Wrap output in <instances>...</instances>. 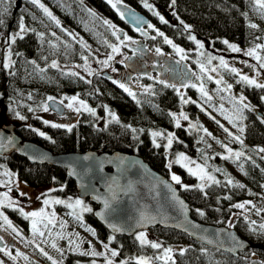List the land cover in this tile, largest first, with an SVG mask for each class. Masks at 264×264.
Wrapping results in <instances>:
<instances>
[{
  "label": "trees",
  "instance_id": "trees-1",
  "mask_svg": "<svg viewBox=\"0 0 264 264\" xmlns=\"http://www.w3.org/2000/svg\"><path fill=\"white\" fill-rule=\"evenodd\" d=\"M42 1L47 4L55 20L37 3H32V0H0V21H3L0 23V120H18L15 131L22 139L37 142L52 152L86 149L99 152L120 149L140 155L152 168L164 175L167 166L163 144L157 147L150 131L169 129L176 132L178 139L169 151L173 154L189 153L214 175V180L202 188L197 185L196 176L179 164L173 165L180 180L187 184L181 188L179 183H175L179 186L181 195L190 204L193 218L216 225L233 223L242 238L264 246V228L260 227L264 225V152L259 151L264 148V88L247 84L241 80V76L240 79L236 78L237 74L232 76L228 73V66L221 64L222 70L208 67L221 73V78L223 76L234 80V87L246 97L247 103H241L235 97L231 101L242 118L244 129V161L241 166L242 176L239 178L226 168L224 158L214 153L210 143L204 139L201 129L188 131L184 118L177 127L176 115L171 112L178 107L179 100L173 93L174 90L168 86L150 81L151 85L147 90H137L130 96L97 72L92 73L89 78H84L58 66L53 67L55 60L62 63L81 62L87 54L83 42L107 51L109 42L114 39L109 23H104L108 19L121 22L127 31H131L129 27L135 28L122 20L118 8H114L107 0ZM119 1L121 3L116 5L143 12L148 17L147 26L152 20L160 33L172 38L176 44L181 43L196 49V41L190 38L194 31L196 35L213 40L214 46L222 50L228 48L224 43L228 41L243 49L257 47L264 56V8L260 7L257 0H175L174 4L172 0ZM150 2L157 7L171 10L174 22L167 23L156 19L149 8L144 6ZM21 20L25 26L22 33ZM185 25L188 27L185 28ZM17 33L19 35H16ZM74 34H78L83 42ZM12 35L16 37L15 42ZM163 36L157 35L156 39H148L147 42L151 45H166L162 41ZM5 45L8 46L11 58L7 63L3 59ZM204 57L206 56H203V62ZM208 58L211 56L208 55ZM204 65L198 69L201 70ZM199 78V87L195 82L197 92L191 97L194 103H189L190 109L187 111V118L192 121L191 118L198 110L194 98L198 96L197 99L200 100L199 94L202 92L210 96L208 87L213 86L215 81L207 76ZM210 90L217 100L214 105L211 104L213 111L212 107L221 108L213 90L220 91L216 88ZM64 93L77 94L94 106L98 114L82 111L71 121L61 124L62 127H52V124L42 122L35 113L44 99ZM244 104L249 107L245 108ZM107 111L115 114L117 119L109 117L105 124H99V117L108 114ZM212 120L216 122V119ZM216 123L220 124L218 121ZM199 124L197 127H202ZM68 128H71V131H68ZM40 132L45 135L41 136ZM231 138L235 139L234 136ZM238 142L234 143V146L239 145ZM203 153H206V157ZM0 166L13 171L18 180L28 187L50 185L54 186L53 194H75L73 180L60 166L32 163L13 152L0 154ZM243 200L251 202L247 204L250 213L237 217L239 213L235 205ZM92 206L94 207V204ZM8 211L15 218L21 219L16 210ZM200 212L203 215H200ZM79 220L88 225L96 239L107 241L127 262L138 264L131 258L155 255L156 249L151 247L149 242L142 244L134 233L114 235L108 232L94 219L91 211H83ZM149 229L150 233L160 238L164 244L179 246L172 249L174 264H264V250L256 247L246 248L239 256H233L225 251L208 248L173 228L155 225ZM35 252L41 253L37 248ZM41 256L44 264H50L49 260ZM88 258L89 256L84 254L67 251L62 256L61 264H79L78 260ZM29 261L30 264H43L33 258Z\"/></svg>",
  "mask_w": 264,
  "mask_h": 264
},
{
  "label": "rangeland",
  "instance_id": "rangeland-1",
  "mask_svg": "<svg viewBox=\"0 0 264 264\" xmlns=\"http://www.w3.org/2000/svg\"><path fill=\"white\" fill-rule=\"evenodd\" d=\"M118 3H121V1L112 0V3L110 4L112 5ZM37 4H42L44 8L48 9L47 4L42 0H38ZM147 4L151 5V8H149V10L156 19L161 20L160 17L162 16L164 18V22H174L171 10L157 7L152 2ZM48 11H50V9H48ZM157 13H159V15H157ZM117 15L120 16L118 11ZM108 22L112 29V34L113 32H115L116 35H113L114 39L109 42V48L107 51L99 50L93 45H90L87 42H83L78 34H74L77 39L81 40L85 44L87 48V54L84 55L81 62L62 63L55 60L53 61V64L66 71L74 72L84 78H89V76L94 72L101 74V71H105L108 76L111 73L110 77L112 78L114 67L110 64V56L112 57V61L122 62L125 58L127 48L131 49V46H134L136 49H141L140 51L137 50V52L140 55H144L145 52L150 51L146 47V41L148 39H153V37H155L156 39L158 35L157 33L160 32L159 28L154 25L152 20L149 23L153 26L152 28H149L147 25L144 26L145 30L150 33V36L147 38L143 37V35L140 33L127 31L119 21L108 19ZM119 29H123L120 35L118 34ZM189 30L192 31V29L190 28ZM14 34L15 33H13V35ZM13 35L11 37H13ZM125 35L130 39L124 40ZM117 37H119V39H117ZM191 37H195L194 40L196 41L197 48L194 50L190 47L184 46V44L174 43L175 41L170 37L167 38L170 39L172 43L175 44L178 48L185 50L190 55L189 60L194 61V64L197 68H200L204 64H206L207 66L206 67L204 65L201 70L197 69L194 65H186V68H192V72L196 76L198 75V78L207 76L215 81L213 82V86L210 85L208 87L210 96H208V94L205 95L202 92L199 94L200 100H198V96L196 94L197 98H194L195 103L201 113L197 110L194 113L193 118H191L193 119V121L187 118L185 119L186 121L184 120V125L187 126L186 128L188 129V131L196 130L198 128L201 129L203 132L202 134H204L205 137L204 139L210 143L211 147L215 151L214 153L220 155L222 159L224 158L223 161H225L224 165L226 166V168L233 171L234 175L241 178V166L244 161L242 159V155H244V145H242L240 141L238 142L231 137L241 136L240 128H242V118L240 114L235 110L236 108L233 107L231 101L233 97L240 100V97H244V95L239 89L237 90L236 87H234V80L231 81L230 79H226L223 76L221 78V73L213 69L217 68V70H222L223 67L220 61L224 60L226 65L228 66L225 67H227L228 73H230L232 76H236L237 74L238 76L236 78L239 79L240 76H247L250 79L256 80L257 83H264V68L260 67V64L264 63V56L260 54L257 47L251 49H243L238 47V45L236 44H231L240 49V51L237 52L233 51L229 47L230 43H228L226 44L228 45V48L222 50L220 48H217V46H214L213 40H208L204 36L196 35L194 31L192 32ZM164 38L165 36L162 37L163 43H165ZM121 40H123L124 43H121ZM133 41H135V43H133ZM198 42L199 44L203 45V47H199ZM165 44L168 47L162 44H158V47L154 45L151 47L153 48L154 52H156V49H160L159 46H162L163 57L165 58V61L169 66H171V68L174 69V62H181L182 60L181 53H178L172 47V45L167 43ZM112 46H116L119 51L114 53L112 50ZM8 50V46L5 45L3 54L5 63L11 60ZM197 50L198 52H196ZM249 50H254L255 55H246ZM206 51H210V53H207ZM190 52L193 53L191 54ZM175 54H177L178 56H175ZM208 55H210L211 58L207 59ZM203 56H206L204 57V62L202 61ZM256 57H260V59L258 60ZM176 58L177 60H175ZM189 60H187V63L190 62ZM104 61H107V64H105ZM208 67H212L213 69L211 70V68ZM233 68L236 69V72H233L231 70ZM146 76L147 75L144 74L143 76H141V78ZM149 76L152 77V75ZM166 76L167 75L164 74V77ZM129 84L130 81L125 83L124 85L129 89ZM229 85H231V88L228 87ZM197 86L199 87L198 83ZM137 87L141 88L142 85H139ZM215 88L219 89L220 91L218 92V90H213V94L216 96V99H218L221 108H219L218 106L212 107V111L211 104L214 105L217 100H215L212 96V91L210 89ZM224 92L225 94H223ZM49 97L62 102L64 106V112L62 115H56L50 108H48L47 111L44 110V105H47L46 100ZM72 97H77V100H71ZM245 98L246 97H244L243 103H247ZM79 101H83L84 104L87 105V108L94 110L91 111L93 114H98L94 106L90 105L86 100L82 99L77 94L64 93L59 96H47L44 99V102L36 111L35 115L40 120H42V122L47 121L50 124L61 125L71 121L74 117L79 115L80 112L88 111L80 105ZM69 103L73 105L71 108L67 107ZM78 108L79 111H77ZM171 113L174 116L176 115L179 124L183 122L182 119L185 116L188 117V114L183 110H175V112L172 111ZM111 114L113 113L108 112V114L105 113L101 115L99 117L98 123L105 124L106 119L112 117ZM213 118L216 119V122H220V124L214 122L212 120ZM17 121L18 120L16 119L11 120L7 118L0 120V122H13L15 125H17ZM198 121L202 127H197V124H199ZM175 123L177 124V122ZM154 132L160 133L161 135L154 137L152 135V133ZM150 134L152 136L153 142L156 145L163 144V152L166 156L167 166L166 176L172 182L176 183L172 180V174H175L179 177L176 169L173 166L174 164H179L187 172L189 171L188 169L191 168L192 172L196 173V175L194 176L197 177V185L201 186L202 188L209 184L210 181L214 180V175L212 174V172L208 171L202 164V162L196 160L189 153L186 154L183 152H176L177 154H171L169 148H171L173 143H175L174 141L178 139V135L176 134V132L170 131L169 129L151 130ZM169 134L172 135V144L170 147H168ZM227 134H229L231 137ZM236 142H238L239 145L235 144L236 146H234V143ZM229 149H231V152L228 151ZM237 152L242 153L239 159H237L235 156V153ZM203 156L206 157V153H203ZM181 157H186L187 159H183ZM234 161H238V163H235ZM169 164H171V167H169ZM200 169H203V172H201ZM201 176H204V179H201ZM208 176L213 177V179L209 180ZM179 185L181 186V188H183L187 184L180 180ZM53 189L54 186L50 185L28 187L18 180L13 171L9 170L7 167L0 166V232H5L13 239V241H15L8 246L2 245L0 247V261H2L3 264H30L29 260L31 258L35 259L36 261H42L41 255H43L45 259L49 260L50 264H53V261H55L56 264H61L62 256L67 251L89 256L88 259L78 260L79 264H108L109 261H111L112 264H132L129 261L127 262L124 257L119 256L118 254L116 256H113L112 252L115 251L117 253L116 249L107 241L96 239L93 236L92 232L89 230L88 225L83 224L82 221L79 220V218H82L83 208L91 209L93 207L91 202H89L86 198L77 196L76 194L63 196L53 194ZM46 200L48 201L47 204H45ZM57 200L63 201V203H55V201ZM76 200L82 201V204L76 205ZM249 203L251 202L244 200L242 201V203H238L244 204L245 207H237V212L239 213L237 214V217L242 216L246 213H250L247 207V204ZM8 209L16 210V213L21 217V219H17L12 216L9 213ZM41 210H43L42 216H28L27 218L25 216V214L27 213L41 212ZM5 217H7V220L4 219ZM33 220L37 222V228L39 229V231L37 232L33 231ZM49 220L51 221V223H49ZM224 225L233 227V223H226ZM40 231L44 233L43 236L39 235ZM150 232L151 231L149 228L137 230L134 232V235L137 238L138 235L143 233L146 242H149L150 244H160L159 248H155V255L134 256L131 259H134L137 262L140 259H144L145 261H147V264H174L172 259V251L168 253V257L170 258H166L165 250H172L174 247L179 248V246H168L164 244L160 238ZM53 244L55 245V247H53ZM105 245H107V247H105ZM35 248H37L41 253L35 252ZM45 253H47V255H45ZM93 253H96V255H94ZM49 257H51V259H49ZM42 262L44 264V260Z\"/></svg>",
  "mask_w": 264,
  "mask_h": 264
},
{
  "label": "water",
  "instance_id": "water-1",
  "mask_svg": "<svg viewBox=\"0 0 264 264\" xmlns=\"http://www.w3.org/2000/svg\"><path fill=\"white\" fill-rule=\"evenodd\" d=\"M116 8L123 13L122 20L132 27L139 29L148 23V17L137 9L119 5ZM101 75L107 76L105 71ZM46 104L56 115L63 114L64 106L56 99H47ZM11 152L32 163L62 167L73 180L75 194L94 204L91 215L111 234L132 235L158 225L181 231L208 248L233 256H239L246 248L264 250L263 245L242 238L235 227L193 218L179 186L136 153L120 149L52 152L37 142L22 139L13 122H0V154Z\"/></svg>",
  "mask_w": 264,
  "mask_h": 264
},
{
  "label": "flooded vegetation",
  "instance_id": "flooded-vegetation-1",
  "mask_svg": "<svg viewBox=\"0 0 264 264\" xmlns=\"http://www.w3.org/2000/svg\"><path fill=\"white\" fill-rule=\"evenodd\" d=\"M129 28L133 33H140L143 35V37L150 36V33H148L147 30H145L144 26L140 27L139 29H135L131 27ZM151 46H153L151 45V43L150 44H148V42L146 43V47L150 51L145 52L144 55H140L137 52V50L139 51L141 50L139 48L136 49L134 46H131L130 47L131 49L127 48L126 50L127 52L125 53V58L123 59L122 62L120 61L115 62L112 61V59L110 60L111 66L114 67L113 70L114 73L112 74V78L110 77L111 73L109 74V76L107 75L104 77L107 78L113 85L119 88H121L119 86L120 84H125L130 81L129 90L131 91V93L137 90L139 91L147 90L151 85L150 81H154L161 83L162 85H166L172 90H174L173 93L176 94L179 100L178 107L174 108V110L172 111L175 112V110L177 111L183 110L188 114L187 110L189 111L190 109L188 108L189 103L193 102V100H191V97L192 95H194L193 93L197 92V87L195 86V82L198 83L200 79V78L199 79L196 78L195 74L191 70L192 68L191 69L186 68V65L189 66L194 65L196 67L194 61H190L189 60L190 55L185 50H183V52H181V56H184L183 59L181 60V62H174V69H173L165 61V58L163 57L162 47L160 46L161 50L159 53H157L154 52ZM154 46L158 47V44H154ZM206 52L210 53V51H206ZM175 56L178 55L175 54ZM175 60H177V58ZM187 60H189L190 62L187 63ZM144 74L147 76L141 78V76H143ZM164 74H166L168 77L167 76L164 77ZM149 75H152V77H150ZM147 80H149V82H147ZM139 85H142V87L141 88L137 87ZM122 89L124 90V88ZM177 89H179V91H177ZM127 93L129 94V92ZM184 101H188V102L185 103ZM262 117H264V115ZM240 139L242 141L244 140L242 138V132ZM0 237L3 240V246H8L9 244L15 242L5 232L3 233L0 232Z\"/></svg>",
  "mask_w": 264,
  "mask_h": 264
},
{
  "label": "snow or ice",
  "instance_id": "snow-or-ice-1",
  "mask_svg": "<svg viewBox=\"0 0 264 264\" xmlns=\"http://www.w3.org/2000/svg\"><path fill=\"white\" fill-rule=\"evenodd\" d=\"M108 2H109V3H112V0H108ZM172 2H173V4H174V3H175V0H172ZM32 3L36 4V3H38V0H32ZM257 3L260 5V7L264 8V0H257ZM39 6H40L41 8L44 9V12H45L49 17H51L52 19L55 20V17L52 16V13L49 12L47 8H44V6H43L42 4L39 5ZM112 6L115 8V7H116V4H112ZM144 6L147 7V8H151V5H149V4H147V3H145ZM93 14H94V13H93ZM157 15H159V13H157ZM121 16L123 17V13H121ZM160 19H161V21L164 20V18H163L162 16L160 17ZM2 22H3V21H0V23H2ZM165 22H166V21H165ZM57 23H59V22L57 21ZM104 23L108 24L109 22H108V21H104ZM181 23H183V22H181ZM148 27H149V28H152L153 26H152L151 24H149ZM187 27H188V26L185 25V28H187ZM252 27H255V25H252ZM24 31H25V26H24V24H23V20H21V23H20V32L22 33V32H24ZM157 34L160 35V36H163V35H164L163 33H160V32H158ZM16 35H19V33H17ZM113 35H116V33L113 32ZM15 38H16V37L13 36V38H12L13 42H15ZM21 38H22V37H21ZM154 38H155V37H153V39H154ZM190 38L193 39V40L195 39V37H190ZM117 39H119V37H117ZM129 39H130V38L127 37V36L125 35L124 40H129ZM164 42L167 43V44L172 45V47H173L178 53L183 52V49L178 48V47H177L175 44H173L172 41H171L170 39H168L167 37L164 38ZM121 43H124V41L121 40ZM133 43H135V41H133ZM224 43H225V44H228V41H224ZM198 46H199V47H203V45L199 44V42H198ZM229 47H230L233 51H237V52L240 51V49L237 48L235 45H231V44H229ZM112 50H113L114 53L119 51V49H118L116 46H112ZM156 52L159 53V52H160V49L157 48V49H156ZM246 55H250V56H252V55H255V52H254V50H249V51L246 53ZM256 58H257L258 60L260 59V57H256ZM110 59H112L111 56L109 57V60H110ZM181 59H183V56L181 57ZM104 63L107 64V61H104ZM220 63H221L222 65H224V66H227L224 60H221ZM55 66H56V65L53 64V67H55ZM5 67H7V65H5ZM260 67H261V68H264V63H261V64H260ZM231 70H232L233 72H236V69H235V68H233V69H231ZM241 80L245 81L247 84L255 85L256 87H259V88H264V83H257L256 80H254V79H250V78L247 77V76H241ZM114 83H115V81H114ZM218 83H219V82H218ZM119 86H120L121 88H124V90H125L126 92H129L130 95H133V93H131V91H130L127 87H125L124 84H120ZM173 87H174V86H173ZM228 87L231 88V85H229ZM177 91H179V89H177ZM204 94L206 95V93H204ZM48 99H49V100H52L53 98H52V97H49ZM182 99H183V98H182ZM71 100L76 101V100H77V97H72ZM243 101H244V97L241 96V97H240V102L243 103ZM184 102L186 103V102H188V101H184ZM61 103H62V102H61ZM79 103H80V105H81L82 107H84L86 110H88V111H94V110H92V109L87 108V105H85L83 101H79ZM72 106H73V105H72L71 103H69V104L67 105V107H69V108H71ZM243 106H244L245 108H248V107H249V105H247V104H244ZM44 110H45V111L48 110V105H44ZM77 111H79V108L77 109ZM111 115H112L113 119H117L116 116H115V114H111ZM184 119H187V117L185 116ZM45 123H48V122L45 121ZM179 126H180V125H179V121L177 120V127H179ZM52 127H62V125L52 124ZM68 131H71V128H68ZM225 131H227V130H225ZM240 131L243 132L244 129H243V128H240ZM39 134H40L41 136H44V135H45L43 132H40ZM152 135L155 137V136H158V135H161V134H160V133H155V132H154V133H152ZM235 139L238 140V141H240V143H243V141L240 140V137H239V136L235 137ZM171 144H172V135L169 134V137H168V147H170ZM156 146L159 147V145H156ZM228 151L231 152V149H229ZM259 151H260V152H264V148H260ZM241 155H242L241 152H237V153H235V156H236L237 159H239V157H240ZM181 158H183V159H187L186 157H181ZM226 158H227V157H226ZM85 159H87V157H85ZM169 167H171V164H169ZM188 170H189V172L192 173L193 175H196L195 172H192V169H191V168H189ZM200 171L203 172V169H200ZM200 178H201V179H204V176H201ZM208 179H209V180H212L213 177L208 176ZM172 180L175 181L176 183H180V178H179L178 176H176L175 174L172 175ZM229 183H231V181H229ZM241 187H242V186H241ZM47 203H48V201L46 200V201H45V204H47ZM55 203H63V201L57 200V201H55ZM75 203H76V205H81V204H82V201H80V200H76ZM181 203H182V202H181ZM9 206H11V205H9ZM69 206H71V205H69ZM105 206H106V207L108 206L107 201H105ZM235 207L244 208L245 205H244V204H237V205H235ZM21 211H22V210H21ZM83 211H91V209H90V208H83ZM198 211H199V210H198ZM42 215H43V210H41V212H32V213H27V214H25L26 218H27L28 216H31V217H38V216H42ZM200 215H203V213L200 212ZM4 219L7 220V217H5ZM9 223H10V222H9ZM49 223H51L50 220H49ZM113 227H115V226L113 225ZM260 227H261V228H264V225H261ZM32 228H33V231H34V232L39 231V229L37 228V222H36L35 220H33ZM14 230H15V229H14ZM89 230L91 231V229H89ZM39 235L43 236L44 233H43L42 231H40V232H39ZM137 239L140 240V242H141L142 244L146 242L143 233H141L140 235H138V236H137ZM53 247H55L54 244H53ZM105 247H107V245H105ZM151 247H153V248H159V247H160V244H158V243H152V244H151ZM171 251H172L171 249H166V250H165V256H166V258H170V257H168V253H170ZM93 254L96 255V253H93ZM45 255H47V253H45ZM112 255H113V256H116L117 253H116L115 251H113V252H112ZM49 259H51V257H49ZM0 264H3V262L0 261ZM53 264H56V262L53 261ZM108 264H112V262L109 261ZM138 264H147V261H145L144 259H140V260L138 261Z\"/></svg>",
  "mask_w": 264,
  "mask_h": 264
},
{
  "label": "bare ground",
  "instance_id": "bare-ground-1",
  "mask_svg": "<svg viewBox=\"0 0 264 264\" xmlns=\"http://www.w3.org/2000/svg\"><path fill=\"white\" fill-rule=\"evenodd\" d=\"M119 10V9H118Z\"/></svg>",
  "mask_w": 264,
  "mask_h": 264
}]
</instances>
